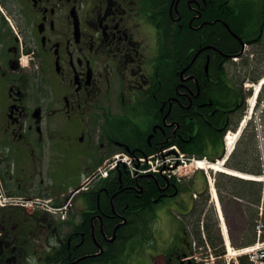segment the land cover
I'll use <instances>...</instances> for the list:
<instances>
[{"label": "flooded vegetation", "instance_id": "af4514ba", "mask_svg": "<svg viewBox=\"0 0 264 264\" xmlns=\"http://www.w3.org/2000/svg\"><path fill=\"white\" fill-rule=\"evenodd\" d=\"M263 75L264 0H0V264H196L206 192L91 174L165 143L217 155Z\"/></svg>", "mask_w": 264, "mask_h": 264}, {"label": "rangeland", "instance_id": "374dc122", "mask_svg": "<svg viewBox=\"0 0 264 264\" xmlns=\"http://www.w3.org/2000/svg\"><path fill=\"white\" fill-rule=\"evenodd\" d=\"M262 103L263 105H257L253 108L252 113H251V118L256 123L255 125L250 124L249 129H247L249 130L247 134H250L251 132L254 134V131H255V138L253 139V141L248 140L249 135H245L242 141L239 143L240 151L242 150V153L244 155L242 158L243 160L246 159L245 163H243L244 166L247 168H250V170L257 169V168L262 169L261 170L262 174L261 176H257L258 178L262 176L264 178V114L261 113V110L264 106V97H263ZM248 114H249V111L243 113V115L241 116L239 120L238 127L240 126V123L242 122L244 116H246L247 118ZM236 139L234 143L236 142ZM237 143L235 145H237ZM194 167H195V164L193 163L187 168V170L184 169L186 170L185 173L188 172L190 169H193ZM227 168H230V167H227ZM227 168H224V169L228 170ZM82 170L84 169H81V170L76 169L75 173L80 174ZM229 170L237 171L236 169L233 170L232 168ZM240 172L241 173L243 172V174L248 175L249 178L239 176L241 174L237 175V174L227 173V174H230V175H227L226 173H222V171L220 172L217 171L214 173V175L213 173H211L210 181L211 182L213 181L214 183L213 186L215 188L216 197L218 200V207L214 205V202L210 201L211 196L209 192L207 191L209 181L206 179L204 174H201L200 172H198L195 175V177H193L189 181H185L182 183L184 186L185 185L190 186L192 185V183H194L195 185H198L199 190L206 187V194H205V191L203 192L205 194V196L204 195L203 196L207 198L206 206L208 210L210 209L209 214L212 215V220H214L213 222H217L216 224H217L218 235L221 237L222 242H223V245H222L223 253L221 254V257H217L216 252L212 249L210 251H207L206 249L199 251L196 249V254L198 257L196 264H238L240 261L239 260L240 256L229 255V248L227 247V244L226 245L224 244V239H223L224 235L221 231V225H220L221 219H219L220 216H218L220 212L217 209H220L223 214V218L225 219L226 226L228 229L227 233L230 238L229 244L231 245V247H233V249L239 250L241 248H246V247L253 245L256 242V240L252 241V237H253L252 231L253 230L251 229L250 226L251 224L255 222L256 210L258 206L248 201V198L246 200L244 198H238V196L234 195V191L242 192L244 186L247 188L246 190L248 193H251L254 190V186L252 185V183L251 184L244 183L240 179H237L231 176V175H234V176L245 178V179H251L250 173L246 174L248 172H245V171H240ZM221 175H224V176L222 177ZM214 178L216 179L215 181H214ZM257 180L261 181L260 201L263 203L264 202V179L263 180L257 179ZM217 182L223 183L225 186V189L220 191L216 185ZM199 185L201 187H199ZM262 217L264 219V204H263ZM199 252H203V253L199 254ZM242 254H244V252ZM241 256L245 257L248 260V257H246V255H241ZM147 263L150 264V259L147 260ZM126 264H137V261L134 260L133 262H128V263L126 261Z\"/></svg>", "mask_w": 264, "mask_h": 264}, {"label": "built area", "instance_id": "2783aa9c", "mask_svg": "<svg viewBox=\"0 0 264 264\" xmlns=\"http://www.w3.org/2000/svg\"><path fill=\"white\" fill-rule=\"evenodd\" d=\"M173 148L175 147L173 146L168 149ZM168 149L158 150L155 153L148 155L147 157L139 158L137 160L138 165L134 170H136L137 174L157 172L162 175H188L192 169L185 173L187 168L193 163L195 164V167L197 166L198 161H196L194 158L187 157L185 154L180 153L177 149V153L167 154ZM119 160V158L114 159L110 164L111 167L115 166L119 162ZM121 160L126 161L128 165L130 164L129 160H125V157H123V159ZM255 228L257 231V235L260 236V234L264 232V222L261 219H258ZM248 255L250 260L254 264H264V242L258 241L255 246H252L250 250H248Z\"/></svg>", "mask_w": 264, "mask_h": 264}, {"label": "trees", "instance_id": "16d2710c", "mask_svg": "<svg viewBox=\"0 0 264 264\" xmlns=\"http://www.w3.org/2000/svg\"><path fill=\"white\" fill-rule=\"evenodd\" d=\"M234 126H236V124L234 125ZM247 132H249V130H247L245 133H244V135H243V137L245 136V135H249V137H248V140H252L253 141V139H254V134L251 132L250 134H247ZM180 147H181V149L183 150V151H186V152H188V153H195V151H194V149H192V148H187L186 146H183L182 144H180L179 142H176ZM146 150L148 149L149 150V148H148V146L145 148ZM144 149V150H145ZM204 153H199V155L200 156H202ZM221 154V149H219L218 150V153H217V155H215V156H219ZM244 155H243V153H242V150L240 151V146H239V144H238V146H237V148H236V150L234 151V153H233V155L231 156V158H230V160H229V162H228V165L230 166V167H233V168H236V169H240V170H244V171H249V172H254V173H259L260 172V168H258V169H252V170H250V168H247V167H245L244 166V164L243 163H245V161H246V159H244L243 160V157ZM214 157V156H213ZM222 177L224 176V175H221ZM221 177V178H222ZM117 179V176H115L114 177V180H116ZM219 179H220V177H219ZM108 181V179H104V180H101L100 181V183H104V182H107ZM242 181V180H241ZM242 182H244V183H249V184H251L252 183V185L254 186V190L251 192V193H248L247 192V188L244 186L243 187V191L241 192V191H239V192H235L234 191V195L235 196H238V197H240V198H244V199H246L247 200V198H248V201H250V202H252L253 204H257L258 202H259V200H260V192H261V186H260V183H258V182H247V181H242ZM217 187L220 189V190H224L225 189V186H224V184L223 183H220V182H217ZM127 197H128V195L126 194V192L125 191H122V192H119V193H117L116 195H115V197H114V199L117 201H119V199H127ZM117 201V202H118ZM202 210L204 209V207L202 206V208H201ZM212 221V220H211ZM209 223H206L205 224V229H206V233H207V237H208V240H209V243H210V245L214 248H216L217 246H219L220 244H221V239H220V237L219 236H217L216 234H215V232L213 233V230H214V227H215V223L213 222V223H210L209 225H208ZM251 229H253V224H251ZM196 233L197 234H199V230H198V228H197V231H196ZM253 235V234H252ZM254 237L255 236H253V238L252 239H254ZM199 239V238H198ZM200 242H202L201 240H200ZM239 264H251L245 257H240L239 258Z\"/></svg>", "mask_w": 264, "mask_h": 264}, {"label": "bare ground", "instance_id": "6f19581e", "mask_svg": "<svg viewBox=\"0 0 264 264\" xmlns=\"http://www.w3.org/2000/svg\"><path fill=\"white\" fill-rule=\"evenodd\" d=\"M262 84H264V79L263 80H261V82H259L258 84H256L255 85V88H254V93H256V91L258 90V88H259V86H261ZM253 102H254V96H252L251 97V100H250V103L251 104H253ZM237 138V135H235V136H229V139H230V146H232L233 144H234V141H235V139ZM236 141H237V139H236ZM208 168H211V169H214V170H216V171H224L225 169L223 168V166H220L219 164L218 165H209L208 166ZM225 173H231V174H237V175H239V174H241V175H239V176H242V177H247V178H249V176L248 175H245V174H243V173H239V171L237 172V171H232V170H225L224 171ZM250 178L251 179H255V180H257V179H262V177H257V176H253V175H251L250 176ZM219 210V215H220V218H221V220H222V230H223V235H224V237H225V242H226V244H227V247L229 248V255H231V256H238V255H242V253L243 252H246L247 251V249H243L242 251H240V250H236V249H233V247H231V245L229 244V238H228V233H227V231H228V229H227V226H226V222H225V220H224V218H223V214H222V212H221V210L220 209H218Z\"/></svg>", "mask_w": 264, "mask_h": 264}]
</instances>
